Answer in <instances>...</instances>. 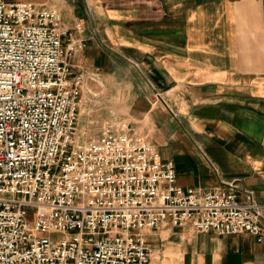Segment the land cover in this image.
I'll use <instances>...</instances> for the list:
<instances>
[{
	"label": "built area",
	"instance_id": "2783aa9c",
	"mask_svg": "<svg viewBox=\"0 0 264 264\" xmlns=\"http://www.w3.org/2000/svg\"><path fill=\"white\" fill-rule=\"evenodd\" d=\"M84 46L53 6L0 0V264H151L143 230L163 224L260 241L251 190L184 191L123 118L78 134L87 72L70 58Z\"/></svg>",
	"mask_w": 264,
	"mask_h": 264
},
{
	"label": "crops",
	"instance_id": "0c3cea01",
	"mask_svg": "<svg viewBox=\"0 0 264 264\" xmlns=\"http://www.w3.org/2000/svg\"><path fill=\"white\" fill-rule=\"evenodd\" d=\"M25 1L56 8L85 42L70 58L87 72L78 134L126 119L184 191L232 181L261 205L260 241L191 224L143 230L150 263L264 264V0Z\"/></svg>",
	"mask_w": 264,
	"mask_h": 264
},
{
	"label": "rangeland",
	"instance_id": "374dc122",
	"mask_svg": "<svg viewBox=\"0 0 264 264\" xmlns=\"http://www.w3.org/2000/svg\"><path fill=\"white\" fill-rule=\"evenodd\" d=\"M96 134H93L92 136H95ZM52 237L53 238H57L58 237V234H52Z\"/></svg>",
	"mask_w": 264,
	"mask_h": 264
}]
</instances>
